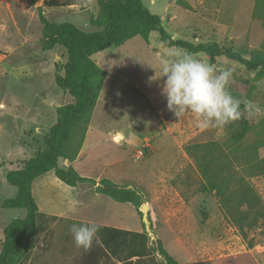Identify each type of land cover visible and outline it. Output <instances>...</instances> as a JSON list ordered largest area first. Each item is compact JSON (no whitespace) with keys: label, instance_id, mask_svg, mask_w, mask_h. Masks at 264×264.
<instances>
[{"label":"rangeland","instance_id":"1","mask_svg":"<svg viewBox=\"0 0 264 264\" xmlns=\"http://www.w3.org/2000/svg\"><path fill=\"white\" fill-rule=\"evenodd\" d=\"M142 1L161 16L162 24L176 39L194 43L216 41L240 51L264 50V15H254L256 0ZM42 4L41 0L36 3L0 0V251L5 227L27 215L26 208L3 206L6 198L17 193V187L7 181L6 173L31 156L29 144L34 143L33 139L45 146L43 138L37 137L35 125H51L57 117L55 109L69 103L68 96H71L64 95L55 81L57 69L63 73L61 65L67 60L64 48L44 50L42 46L43 24L38 9ZM74 10L78 15L73 14ZM69 11L43 7L41 14L53 22H72L84 31L101 29L91 24L92 16L99 11L98 0ZM146 43L143 37L136 36L121 46H112L94 55V59L102 60L109 75L93 114L90 137L130 124L135 128L154 124L161 127L160 122L174 116L162 94L165 78L157 76L162 62L171 59L168 55L171 49L187 50L166 46L157 31L150 36L149 52L145 51ZM104 55L108 57L103 59ZM191 55L211 64L218 72L233 70L228 90L241 100L242 114L224 126L202 129L196 126L193 115L186 113L181 117L183 125L176 132L203 133L206 142L189 146L188 151L206 180L218 181L235 172L259 193L264 204V173L256 172L249 162L250 153L264 157V146L256 147L264 140V77L258 78L256 71L226 57L211 63L203 53ZM115 75L129 77L132 85L117 81ZM137 84L140 88L135 87ZM249 101L254 106L251 112L244 111V104ZM246 126L250 131L237 142L238 131ZM113 152L121 153L123 147L109 148L105 144L94 149L88 147V157L83 162H97L98 158L105 159ZM140 164V161H131L128 178L139 177ZM86 171L97 173L99 169L87 167ZM203 193L191 202L189 214L173 217L169 224L160 221L152 227L166 250L180 263L217 261L228 256L235 259L243 254L245 264H264V219L244 237L221 209L215 192ZM66 224L52 220L49 235L47 228L40 230L29 253L32 264H79L84 249L75 245L71 226ZM158 240L157 237L149 244L158 247Z\"/></svg>","mask_w":264,"mask_h":264},{"label":"trees","instance_id":"2","mask_svg":"<svg viewBox=\"0 0 264 264\" xmlns=\"http://www.w3.org/2000/svg\"><path fill=\"white\" fill-rule=\"evenodd\" d=\"M91 2L92 0H43L42 6L38 7L43 24V49L51 50L62 46L67 55V60L61 65L63 73L57 69L55 81L74 101L57 107V121L44 137L45 149L23 160L21 167L6 173L7 181L17 187V193L14 197L6 198L3 206L26 208L27 215L12 220L5 227L0 264H26L27 261L32 264L29 253L33 249L34 240L41 229L47 228L49 235V223L59 219L39 210L32 191L33 182L49 171H54L58 178L71 186L90 183L96 187L97 192L119 202H131L138 210L145 202L144 196L135 186L119 185L108 178L97 180L85 177L73 165H59L62 158L73 162L78 156L99 100L107 71L94 60L95 54L112 46H121L136 36L143 37L149 44L152 32L157 31L160 41L168 47L185 49L189 54L203 53L211 63H215L220 57H226L256 71L258 78L264 77V50L240 51L216 41L194 43L176 39L162 24L161 16L152 12L142 0H98L99 11L96 16H92L91 24L101 29L92 32L84 31L69 21H50L41 14L43 7H66L74 4L88 6ZM254 15H264V0H256ZM240 107L242 109L243 105ZM249 131V126L238 131L236 141L242 140ZM260 146H264V140L256 144V147ZM249 156V162L255 171L264 173V157L259 158L257 153L253 156L250 153ZM202 191L215 192L221 209L244 237L259 224L260 219H264L261 196L243 176H237L235 172L228 173L218 181L205 178ZM139 213L142 215L140 210ZM100 226L91 248L84 250L79 264H245L243 254L235 259L228 256L217 261L180 263L160 240L158 247L150 245V236L146 231ZM156 251L162 256L161 259Z\"/></svg>","mask_w":264,"mask_h":264},{"label":"crops","instance_id":"3","mask_svg":"<svg viewBox=\"0 0 264 264\" xmlns=\"http://www.w3.org/2000/svg\"><path fill=\"white\" fill-rule=\"evenodd\" d=\"M41 2L43 3V0ZM82 7L74 4L61 7V9L69 11L70 9ZM73 14L78 15L76 10ZM150 46L146 43L145 51L149 52ZM107 57V55H104L103 59ZM94 60L103 67L102 60ZM126 64L128 63L126 62ZM108 75L107 71L106 77ZM115 76L114 79L117 81L122 80L132 85L129 77ZM135 87L137 88L139 85L137 84ZM64 95L70 94L64 92ZM68 97L69 102L74 101L72 96ZM56 121L57 117L51 125L50 123L47 126L44 124L35 125L37 137H42L43 143H45L44 137L50 132L51 126ZM92 122L93 115L84 143L76 159L67 163L65 158H62L59 160L60 166L73 165L82 176L97 180L108 178L119 185L129 184L135 186L144 196L145 202L148 201L153 228L160 221L169 224L171 218L183 217L189 214L191 202L198 196L202 197L204 195L202 187L205 178L200 172L198 164L192 159L188 147L196 143L206 142L202 138L203 133L185 134L180 131L176 132L183 124L180 123L181 119L179 120L175 115L164 119V123L160 122L161 127L154 124L148 125V127L135 128L133 124H130L127 127L113 128L101 135L96 134L90 137ZM164 124L167 127L164 128ZM118 133L122 135V138L115 140L114 137ZM33 142L29 144L30 157L35 156L39 150L46 147V144L43 147L35 139H33ZM101 144H105L109 148L123 147V152H113L105 159L98 158L97 162L87 161L84 163V158L88 157L87 148L94 149ZM131 161L141 162V174L136 179L127 177ZM21 166L17 165V168ZM87 167L92 169L96 167L99 171L91 173V171H86ZM49 173H53V175H49ZM32 191L39 210L47 215L57 216L58 220L67 222L66 226L95 222L99 225L127 231H146L142 215L139 213L140 208L138 210L131 202H119L97 192L96 187L90 183L84 182L71 186L58 178L54 171H49L33 182ZM157 237L162 241L159 235Z\"/></svg>","mask_w":264,"mask_h":264},{"label":"clouds","instance_id":"4","mask_svg":"<svg viewBox=\"0 0 264 264\" xmlns=\"http://www.w3.org/2000/svg\"><path fill=\"white\" fill-rule=\"evenodd\" d=\"M168 55L171 59L162 62L157 77L165 78L162 94L168 110L179 120L191 113L196 126L206 129L241 117L242 102L228 90L231 68L218 72L203 59L179 49H171ZM253 107L249 101L244 104V111L251 112ZM100 227L95 222L73 224L70 231L75 245L90 249Z\"/></svg>","mask_w":264,"mask_h":264},{"label":"water","instance_id":"5","mask_svg":"<svg viewBox=\"0 0 264 264\" xmlns=\"http://www.w3.org/2000/svg\"><path fill=\"white\" fill-rule=\"evenodd\" d=\"M121 138H122V135L120 133H118L114 137L115 140H120ZM65 160H66L67 163L69 162V159L68 158H66ZM140 210L142 212V220H143L144 225H145V230H146V232L150 236V242L153 243L154 241L157 240V236L154 233V231L152 230V225H151V220H150V214H149V210H150L149 204L147 202H144L141 205Z\"/></svg>","mask_w":264,"mask_h":264}]
</instances>
